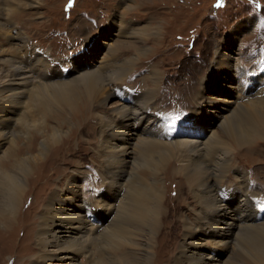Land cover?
I'll list each match as a JSON object with an SVG mask.
<instances>
[{"label":"bare ground","instance_id":"1","mask_svg":"<svg viewBox=\"0 0 264 264\" xmlns=\"http://www.w3.org/2000/svg\"><path fill=\"white\" fill-rule=\"evenodd\" d=\"M34 3L28 0L26 4L36 8ZM13 5L12 8L3 5L0 10L17 19L22 15L16 9L19 7ZM5 24L0 23V34L6 32ZM162 29L156 28L155 35L159 36ZM18 34L11 39H20ZM121 34L124 32L120 31ZM155 35L153 38L158 40ZM27 44L15 46L14 55L18 59L2 61L0 58V106L7 107L0 117V127L8 129L15 122L22 140L8 166V169L18 170L20 177L4 174L1 185L8 188L3 189L6 203L0 208V241L14 242L18 227L31 231L30 241L19 247L27 253L32 251V246L28 245L35 243L36 251L25 259L26 264H75L79 253L90 258V245L94 243L100 248V260L94 264H140L142 261L144 264H264V213L260 212L264 208V193L250 192L247 176L234 165L242 148L251 153L256 140H264V103H250L251 111H244L242 116L224 117L225 132L236 146L231 155L216 133L208 139L212 132L205 126L207 118L224 119L220 111L229 112L237 101H225L229 103L226 108L217 102L206 104L207 110L199 111L198 120L193 119V123L203 129L195 133L199 139H180L175 131L162 132L165 128L162 115L153 109L154 100L146 92L147 88L146 93L139 94L123 85L137 60L146 54L139 53L135 61L125 58L124 62H115V67L104 62L97 70L81 61L78 69L71 70L70 78L78 76L62 82L70 71L57 72V64H49L57 58L49 54L48 62L38 53L31 54ZM120 48L139 50L123 41L118 42V52ZM215 66L209 77L203 78V84L218 83L231 96L235 91L237 98L253 94L264 97V88L260 86L264 75L244 72L239 64L224 56ZM42 80L55 81L44 84ZM249 84L252 86L248 87ZM33 88L31 102H28ZM194 89L196 91V87ZM49 91L54 96L52 101L45 99ZM103 94L105 99L119 96L122 100L107 116L96 114L98 97ZM203 104L204 100L199 106ZM16 113L17 120L14 119ZM91 119L97 121L93 123L95 126L91 125ZM98 122L100 142L108 146L99 156L104 165L102 189L99 200L93 205L77 195L80 173L68 171L71 164L65 160L80 157L87 142L79 138L82 135L96 138ZM9 135L1 136L2 140L8 141ZM138 138L141 142L136 146ZM136 147L138 151L134 154ZM134 155L139 156L137 160L132 158ZM230 171L238 174L235 179L238 187L231 191L230 186L227 190L224 188ZM169 174L180 179L177 201L166 197L167 185L163 181ZM35 183L45 188L51 183L53 189L42 199L38 226L32 227V223L24 222L26 214L22 217L21 212L18 217V210L25 195L33 194L31 185ZM251 193L254 196L251 197ZM259 199L262 204H255ZM65 203L70 208L61 211ZM191 203L197 205L198 212H185ZM69 210L79 213L72 216ZM99 222L103 226L97 230L95 224ZM28 236L22 235L27 237L25 240ZM63 251L67 253L58 256ZM23 262L20 255L15 264Z\"/></svg>","mask_w":264,"mask_h":264},{"label":"rangeland","instance_id":"2","mask_svg":"<svg viewBox=\"0 0 264 264\" xmlns=\"http://www.w3.org/2000/svg\"><path fill=\"white\" fill-rule=\"evenodd\" d=\"M27 2L28 0H0L2 4L0 7L10 5L9 7L12 8L14 4V8L19 7L16 9L22 15L17 19L10 18L9 12L0 10V23H6L7 29L5 33L0 34V58L2 61L10 60V58L18 59L19 57L14 55L16 54L14 51H17L18 45L26 42L29 44L27 47L30 53H38L46 57L48 62H50L49 54L53 55L51 58H57L54 63L49 64H57L55 67L57 72L58 70L60 73L70 71V75L65 76L62 81L66 82L78 76L76 74L70 78L71 70L79 68L78 62L82 61L87 65H93L92 69L97 70L104 62L115 67L116 63L124 62L125 58H132L135 61L139 58V53L146 54L147 56L137 60L123 85L125 89L134 93H150L157 106L154 105L153 109L162 115L161 120L164 122L165 128L163 127L164 131L161 130L165 132L167 129L165 134L168 131H175L180 139H199L195 133L198 130L202 132L203 129L193 123V119L198 120L200 117H196V115L199 114V111L202 113L207 110L206 104L217 102L218 105L226 108L229 103L225 101H237L235 106L229 108V112L220 111L218 108L223 118L231 119L232 117L233 119L244 111H246L244 113L251 111L250 103L253 102L254 105L260 101L262 104L264 103L262 95L260 97L257 94L243 95L237 98L234 96L236 95L235 91L231 96L227 89L218 83H202L203 78L209 77L213 69H216L215 62L221 56L229 57L232 63L239 64V68L244 72L264 75V0H34L36 8H29ZM114 23L118 25L116 24V26ZM11 26L12 28H10ZM158 27L163 28L159 31V36L155 35ZM120 31H123L124 34L120 35ZM16 33L21 35L18 36L22 38H20L21 40L18 37V39H11L16 37ZM154 35L158 40L153 38ZM119 41L135 45L139 50L132 51V49H122L124 48L122 47L118 52ZM16 45L17 47H15ZM5 53L6 55H4ZM52 81L55 80H45L46 83L42 80L41 82L48 84ZM263 81L260 86L264 88ZM250 86L252 85L249 84L248 87ZM33 91L34 88L29 93L28 102H31ZM49 92L50 94L45 95V99L52 101L54 96L51 91ZM104 96L105 94L99 96L97 100L96 114L101 116H107L122 102L119 96H111L108 99H105ZM203 100L205 104L200 107L199 103ZM0 108V117H2L7 107L3 105ZM176 114L180 116L178 120L166 119L167 116ZM225 118L222 119L223 121L207 118L205 128L212 132V134L209 133L208 139L216 133V136L229 148L232 155L236 146L225 132ZM14 119H18L17 113L14 115ZM90 122L91 125H94L93 123L97 121L91 119ZM71 123L74 124V121ZM9 126L8 129L0 127V208L4 207L6 203L3 189L8 188L7 185L1 188L4 174L12 175L15 178L16 176L20 177L18 170L8 169L12 153H15L22 144L16 123ZM98 127H100V122H98ZM100 128H98L99 132L96 133V138L92 139L87 135H82L83 137L79 138L87 142L83 146L80 157L65 160L66 163L71 164L67 167L68 171L80 173V183L76 189L77 195L80 199L93 205L96 204L94 201L99 200L98 197L102 189L101 173L104 165L99 156L101 157L105 153V148L108 146L107 143L100 142ZM8 133H10L9 140L4 142L1 136L4 137ZM263 141L256 140L255 150H252L251 153L242 148L240 151L243 152L239 153V158L234 163L235 167L247 176L250 192L260 191L256 192L260 195L264 193ZM140 142L141 138H138L135 142L136 146H139ZM137 151L136 147L134 154ZM138 157L132 156L135 160ZM132 158L128 159L132 161ZM175 167L178 169L179 165L176 164ZM229 174L224 188L227 190V187L230 186L228 189L231 191L238 187L235 180L238 174L231 171ZM55 179H57V175ZM163 182L167 185L166 197L177 201L181 190L180 179H174V176L169 174L167 180ZM31 186L33 194H36L25 195L18 210V217L23 212L22 217L27 215L24 222L32 223V227H34L39 223L37 217L40 206L43 205L41 201L50 195L53 186L51 183L46 188L39 183ZM185 192H187L186 188ZM252 196L254 195L251 193ZM233 199L234 197L231 198V200ZM258 202L262 204L263 201L259 199L255 204ZM67 204L65 203L64 207H61V211H66L67 207L70 208ZM193 210L199 211L197 205L191 203L185 212L191 214ZM67 212L72 216L79 213L78 210ZM95 225L98 226L97 230L103 226L100 222ZM25 229L22 227L16 229L15 239L17 242L16 240L14 242L0 241V264H15L20 255L23 258V264H26L27 260L25 261V259L28 256H33L36 251L35 243L28 245L29 248L32 246V251L26 253L19 250V247L30 241L31 234H33ZM28 233L30 236L27 235ZM22 235L28 236V240H25L24 238L27 237H22ZM22 239L25 241L22 242ZM90 246L92 248L90 249V258H93L90 259L87 255L79 253L75 256L78 261L75 260V264H94L100 260L98 244L94 243ZM204 251V248L200 249L201 253ZM65 253L67 251L59 252L58 256ZM140 264H144L143 261Z\"/></svg>","mask_w":264,"mask_h":264},{"label":"snow or ice","instance_id":"3","mask_svg":"<svg viewBox=\"0 0 264 264\" xmlns=\"http://www.w3.org/2000/svg\"><path fill=\"white\" fill-rule=\"evenodd\" d=\"M179 118H180L179 114L169 115V116L166 117V119H169V120H172V121L178 120Z\"/></svg>","mask_w":264,"mask_h":264}]
</instances>
